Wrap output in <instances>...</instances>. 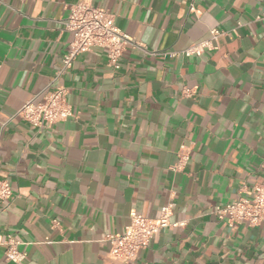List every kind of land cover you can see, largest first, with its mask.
Instances as JSON below:
<instances>
[{"label": "crops", "instance_id": "crops-1", "mask_svg": "<svg viewBox=\"0 0 264 264\" xmlns=\"http://www.w3.org/2000/svg\"><path fill=\"white\" fill-rule=\"evenodd\" d=\"M79 3L111 13L132 40L118 69L95 48L58 75ZM263 11L264 0H0V180L12 191L0 202V264H13L8 239L22 264H122L102 236L166 205L183 226L127 264H264V224L231 230L210 214L264 177ZM211 29L224 33L216 50L163 54ZM58 85L73 117L38 129L16 116ZM182 146L189 159L175 171Z\"/></svg>", "mask_w": 264, "mask_h": 264}, {"label": "built area", "instance_id": "built-area-1", "mask_svg": "<svg viewBox=\"0 0 264 264\" xmlns=\"http://www.w3.org/2000/svg\"><path fill=\"white\" fill-rule=\"evenodd\" d=\"M190 10H193L190 7ZM264 22V11L256 18ZM64 28L71 33L69 51L62 58V65L58 75L67 72L75 58L92 49L105 51L107 67L116 70L119 61L128 43L132 40L121 33L114 25V17L106 10L94 8L87 3H79L70 8ZM224 33L211 29L208 39L190 45L181 51H167L164 55L171 58L183 56L185 58L201 57L206 51L217 49V41ZM191 91H184L189 96ZM67 89L63 86H54L40 103L34 99L26 101L16 112V116L35 128L50 127L73 117L71 107L66 101ZM189 159V149L180 147L178 162L173 170L181 169ZM260 167L264 172V159ZM245 196L239 195L231 203L211 208L210 214L218 221L225 222L226 226L234 230L237 226L245 224L248 227H257L264 224V177L260 183L254 184L249 190L243 187ZM12 191L9 183L0 180V202L10 199ZM172 209L169 205L161 207L156 217L150 219L132 211L129 214V223L121 233L104 234L101 243L107 247L109 258L127 264L135 262L142 251L146 250L151 240L158 232L165 228H176L183 223H171ZM55 223V222H54ZM5 257L13 264H22L26 255L16 250L17 243L8 239Z\"/></svg>", "mask_w": 264, "mask_h": 264}]
</instances>
